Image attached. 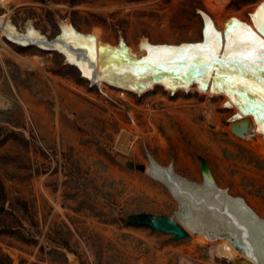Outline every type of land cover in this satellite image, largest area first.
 I'll return each mask as SVG.
<instances>
[{"label":"rangeland","instance_id":"374dc122","mask_svg":"<svg viewBox=\"0 0 264 264\" xmlns=\"http://www.w3.org/2000/svg\"><path fill=\"white\" fill-rule=\"evenodd\" d=\"M12 1L0 16L17 32L32 27L53 39L68 22L76 33L137 50L142 39L202 40V14L219 31L229 18L250 24L264 0ZM225 101L196 87L139 95L98 86L63 54L0 33V264L250 263L214 226L174 240L129 222H189L194 211L169 183L206 191L204 161L217 193L243 200L264 225V143L251 138L264 139ZM123 133L133 137L127 151Z\"/></svg>","mask_w":264,"mask_h":264},{"label":"bare ground","instance_id":"6f19581e","mask_svg":"<svg viewBox=\"0 0 264 264\" xmlns=\"http://www.w3.org/2000/svg\"><path fill=\"white\" fill-rule=\"evenodd\" d=\"M11 4L12 0H0L4 9ZM202 16V40L168 45L142 39L137 50L123 42L114 44L76 33L68 22L60 23L59 36L48 39L32 27L23 33L15 31L2 15L0 33L13 43L63 54L82 77L98 86L106 83L139 95L156 86L170 92L196 87L209 95H223L226 106L236 109V117H249L253 132L264 139V1L252 12L250 24L229 18L219 31L205 14ZM184 52L187 59L181 58ZM175 56L180 60L169 62ZM155 58L164 61L159 63ZM130 139L133 137L123 133L120 149L127 151ZM251 142L264 143L253 137ZM202 172L204 186L208 184L206 191H187L175 182L169 183L176 198L194 211L192 219L180 225L188 233L214 226L231 236L251 264H264L262 223L255 222L242 200L213 191L207 171L203 168Z\"/></svg>","mask_w":264,"mask_h":264},{"label":"water","instance_id":"95a60500","mask_svg":"<svg viewBox=\"0 0 264 264\" xmlns=\"http://www.w3.org/2000/svg\"><path fill=\"white\" fill-rule=\"evenodd\" d=\"M185 54L181 57L183 59H187L189 56L187 54V52H184ZM179 57L175 56L173 58L169 59V62H176L179 61ZM154 61L162 63L164 60L160 59V58H155ZM203 168L207 171L209 178L211 179V181L213 182V191L215 192H219L218 189L216 188V185L214 184V180L206 166V163L204 161H202V170ZM205 182V179L203 180V183ZM194 185V183H193ZM199 187L194 185V189L196 190ZM242 204L244 205V207L246 208V210L249 212V214L253 215L252 217H254L255 222H258V216L252 212V210L244 203V201L242 200ZM129 222L132 224H136V225H140V226H147L152 230H156V231H162L164 233L167 234H171L173 236L174 240H179L182 238H185L188 236V232L186 230H184V228L180 225L179 221L177 218H173V217H166V216H154V215H142V216H134L131 217L129 219ZM261 226H264L263 224H261ZM233 264H250L249 262H247L246 260H236L232 262Z\"/></svg>","mask_w":264,"mask_h":264}]
</instances>
